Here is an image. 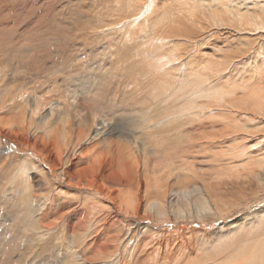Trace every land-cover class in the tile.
<instances>
[{"label": "rangeland", "instance_id": "374dc122", "mask_svg": "<svg viewBox=\"0 0 264 264\" xmlns=\"http://www.w3.org/2000/svg\"><path fill=\"white\" fill-rule=\"evenodd\" d=\"M228 1L190 2L197 9L196 17L190 18L179 10V0H0V264H62L72 236H80L90 228L91 217H86L84 208L88 196H96L107 207L118 208V193L108 192L121 188L132 193L137 191L139 182L144 186H139L143 209L138 216L124 212L118 215L116 211L115 221L119 219L121 223L110 231L117 234L130 223L149 227L155 233L152 237L162 240L168 254L181 261L178 264H210L212 260L203 261L200 256L216 246L217 237L230 233L234 228L229 227L233 225L236 229L243 222L249 226L257 221L264 208V183H244V178L252 170L264 171L262 111L243 104L247 99L235 90L233 99L200 101V105L206 106V113L190 116L191 120L186 119L182 127L159 124L165 112L180 106L176 100L171 105V98L185 89V84L198 79L194 75L198 68L203 70L209 65L226 71L220 80H211L206 86L217 87L225 82L227 87L236 81L244 82L264 97V71L260 68L264 32H240L239 26L230 23L217 27L208 17L223 10L221 2ZM235 2V7L243 12L261 11L264 5V0ZM205 5L214 7L207 13ZM165 18L169 19L167 26L161 27ZM170 30H174L173 34ZM170 36L177 44L173 50L182 49V61L165 73V69L157 71L153 67L152 51L159 37ZM169 49L165 47L159 53L166 55ZM249 55L257 59L255 68L247 62ZM162 60L167 61L163 57ZM260 95H255V99L262 98ZM36 100L40 103L38 115ZM93 116L100 121L101 134L75 151L69 144L75 138L71 136L77 135L74 130L80 123H93ZM67 121L72 123L71 127ZM92 132L96 135L94 129ZM62 133L67 134L69 146H64ZM106 141H111V151L117 156L120 144L126 159L130 142H145L149 158L145 168L142 155H138L139 167L127 174L129 166L121 169L120 156L115 155L113 170L129 186H117L106 177L112 173L103 169L96 185L103 187L104 194H99L97 186L89 189L79 185V179L84 172L87 180L91 179L94 159L88 160L85 155L99 142L97 150L103 155L107 152ZM58 148H63L64 153H58ZM68 158L73 161L71 164ZM155 162L158 166L170 164L166 174L173 171L186 176L179 180L171 178L168 190H187L196 206L200 193L193 189L199 186L216 198L217 211L186 221L177 220L173 214L168 221L147 218L150 215L144 211L145 185L154 177L166 176L154 169ZM172 162L177 163L171 165ZM22 167L31 170V190L24 196L22 186L12 181ZM67 168L70 172L66 179L61 171ZM128 178L130 181H126ZM103 179L106 186L101 183ZM46 196L48 201L49 196L51 201L56 199V203L45 213V225L59 221L60 212L72 214L71 209L65 211L66 206L74 205L77 212L42 241L32 217L38 214L37 204ZM79 212L86 216H79ZM146 242L135 258L125 259L124 264H153L150 257L158 242Z\"/></svg>", "mask_w": 264, "mask_h": 264}, {"label": "bare ground", "instance_id": "6f19581e", "mask_svg": "<svg viewBox=\"0 0 264 264\" xmlns=\"http://www.w3.org/2000/svg\"><path fill=\"white\" fill-rule=\"evenodd\" d=\"M183 1L184 0H179V10H182V13L189 14L190 18H195L196 17L195 13H197V9L194 8L190 2H196L197 0H185L184 3ZM235 1L236 0H229L228 2H225V3L221 2L222 3L221 6L224 9L218 10V12L215 14L208 15L209 19L212 20L213 24L217 27H220L223 25L226 26L227 23H230V24L239 26L240 32L245 30V31H250V33L258 32V31L260 33H263L264 32V5H262V8L260 9L261 11L250 10V12H248V10H246L245 12L247 13H245L242 11L241 8L235 7V3H236ZM196 6L198 8V5ZM205 6L206 7L204 8V10L207 13H209V11L214 7L213 5H208V6L205 5ZM255 6L256 8H259L258 4H256ZM142 14H139V16H142ZM168 21H169L168 18H165V20H162L164 25H162L161 27H166L167 25L165 24ZM134 22L136 21L134 20ZM128 26H131V25H128ZM169 29L170 27H168V30ZM173 32L174 30H170L169 33L173 34ZM171 37L172 36L168 37L169 39L167 37H164V38L159 37L156 41L154 49L152 48L153 49L152 58L155 60L154 62L152 60L153 62L152 65L154 68L157 69V71H160L161 69H165V73H168L171 67H173L174 65H178L182 61V57H180L182 49L177 48L176 51L173 50V46H176L177 44H175L174 41L170 39ZM168 46L170 47L168 54L163 55L161 52L159 53V51H161L163 48L168 47ZM162 57L164 58V60H167V61H163ZM248 58H251V59H248ZM246 59H248L247 62L250 63L255 68L256 63H257L256 57L249 55ZM260 62H261L260 68L262 71H264V58L263 57H261ZM228 63L231 64V62H228ZM221 66L224 67L222 64ZM229 67H232V66H229ZM225 71H226V68H221V70H218L214 67H211V65L204 67L203 70L198 68L197 71L194 72V75L198 79L193 80V82L192 81L189 82L187 86L185 84V89L179 91L178 94L174 95L171 98V105H174L175 102L177 101V103L180 106L177 107L176 109H170V107H168L170 111L165 112L159 124L163 125L164 123H168V124L173 123V124H177L176 128L182 127L183 124H186L185 123L186 119L191 120L190 116L194 117L198 113H200V116H201V114L206 113L205 112L206 106L200 105L199 103L200 101L207 100V101L216 102L218 100L221 101L226 98L228 99L230 97H232L233 99V95L237 93L235 90H238V92L239 91L242 92L244 94V98L247 99V100H243V104L252 105L254 108H257V111L259 112L262 111L264 113V97L263 95H260L259 92L257 93L256 89H254L255 87L251 88L250 86H247L246 83L244 84V82H242V84H239L238 81L234 82L232 85H229L227 87H225L226 85L225 82L220 83L217 87L214 85L206 86V83L211 80H215L216 78L220 80L222 77V73H224ZM187 87H192V88L188 89ZM255 95H260L262 96V98L255 99L254 97ZM36 101L37 102H35V107H36L35 109L37 110L36 115H38L40 103L38 100ZM92 118H93V123L89 125L86 123L79 122L80 123L79 127H77L76 130H74V132H76L77 135L75 136L74 134V136H71L75 138L71 140L69 144L74 147L75 151L76 149L79 150V148L82 149V145L85 141L88 142L89 140H92L93 142V139L98 137L101 134L100 133L101 129H99L101 125L100 121H98V118L96 116H93ZM143 123L146 124L149 122L143 121ZM67 125L71 127L72 123L68 122ZM93 129L96 135H93V132H92ZM179 129L181 130V128ZM80 130H84V131L81 132ZM182 132L180 131V134ZM109 134L110 133H108L106 137ZM55 135H58V134H55ZM66 135L67 134H63V137H62L63 140L66 142V144H64L65 147L69 146L67 142L68 136ZM86 135H87V138H86ZM51 139L52 138H50L49 140L51 141ZM57 142L58 141H56V143ZM110 142L111 141H106L105 149L107 152H104L103 155H102L103 152L97 150V148L99 149V145L101 144L100 142L97 145H94L96 147H94L92 152L89 151V154L87 153L88 155H85V157L88 158V160L94 159L93 166L91 165L92 166L91 170L93 171V173H91V179L87 180V177H88L86 175L87 172H84L85 175L82 174L83 177L79 179V185L81 184L86 185L87 187H89V189L95 188L97 186L96 182L98 180V177H100L101 179L103 176L102 173L104 169L105 170L104 172L112 173L111 175L106 176L107 179H109L111 182L121 187L129 186V185L125 186L124 183L120 181L121 179L117 177L118 176L117 172L113 170L115 168L117 159H115L116 154L114 155L111 151L112 144ZM133 145L134 147L132 149L128 148V146H133ZM128 146L126 147L128 149V152H127L128 159H126L125 154H124L126 152L122 151L121 145L119 144L118 146V152H117L118 156L117 155L116 156L118 158L120 156V159L122 161L123 166H121V169L124 166H129L130 168L127 167L128 169L125 171V173L128 174V173H131L130 171L134 167L137 166L138 168L139 167L138 163L140 161V160H137L138 155H142L143 165L146 168L147 163H148V158H149L148 157L149 154L147 150L148 145L145 142L144 144L140 142H130ZM67 148H68V151L71 150L69 149V147ZM62 150L63 148L61 149L58 148V153L60 152V154H63L64 151ZM152 151L154 152V150ZM70 152H72V150ZM130 152L131 154H129ZM187 152H188V149H187ZM74 153H73L74 155H77L76 152ZM81 153H79V155ZM171 158L174 159V156H172ZM68 159H69V164H71L73 161H71V158H68ZM176 163L177 162H172L171 165H176ZM155 164L156 165L154 166V169H160V174L161 173L166 174V171L170 170V167H169L170 164L168 165L165 163L164 165H162V163H160V166H158L157 162H155ZM29 172L27 169L22 167L18 175L12 180L15 182L17 186L19 187L22 186L23 196L30 189ZM69 172H68V168L62 169L61 171L62 177L68 178ZM251 172L252 173L250 174L245 173L247 175L244 178L245 179L244 183H247L248 181L251 182V180L257 181V183H264V171L252 170ZM122 174L124 175V173ZM173 177L179 180V179H183L186 176L181 173L174 174L173 171H171V173L169 172V174H166V176L163 178L154 177L153 179H151V181L150 180L149 182L146 181L147 184L145 185L146 187L144 189L145 190L144 196H146L147 199L144 201L146 202L145 203L146 207L144 211L148 215H150L147 218H150V219L153 218L154 220L156 219V220L168 221L170 219L171 214H173L177 220H181V219L185 220V219L193 218L195 216L200 218L202 215L208 214L209 211H212V212L217 211L218 203L216 202V198L215 199L212 198V196L206 193L207 191L206 192L203 191V189L199 186L193 189L194 191H196L197 189L198 192L200 193V199H199L200 201L199 200L196 201L197 202L196 206H193L191 199H189L190 193L187 190L185 189L168 190L167 182ZM127 180H129V178L126 179V181ZM65 183L61 182V185L64 186L66 185ZM101 183L103 186L106 184L104 179L102 180ZM12 184L15 185L14 183ZM231 184L232 182H230L228 185H231ZM140 185H142L141 182H139V186ZM139 186H138L137 191H132V193L124 191V189H121L120 187H119L120 190H116V191L114 190L115 192H112V193L111 191L109 192L107 191L108 195H111V194L114 195L118 193V197H117L119 198V201L117 202L118 208H115L112 206L107 207L105 206V204L102 203L103 201L101 202V200H98V198H95L96 196L93 198L91 196H88L89 199L87 198L88 200H85V205H84V208L87 210L88 215L86 216L84 215V213H81V212H79L78 214L81 217L83 216H86L87 218L91 217L89 218L90 228L88 229L87 227L86 229H88V231L87 232L85 231L82 235L80 234V236H77V234L76 236H72L73 240L70 242L71 246L68 245L67 250L65 252V257L62 259V264H124L125 259L135 258V254L137 251H139L140 246H143V247L146 246L147 244L146 241H148V239H150L151 241L158 242L154 244L155 249L153 248L154 249V255L152 253L153 257L152 256L150 257L151 260H153V264H178V261L181 262L180 260H176L170 254H168L167 249L166 250L164 249L167 247L163 245L162 240L157 241L158 238L155 239L154 237H152V235L154 236L155 233L149 227H141L140 225H134L130 223V224H127L125 228L120 227L121 229L120 231H118L117 234H113L114 231H110L111 228L116 229V227L121 223L118 218H117L118 221L117 222L115 221L116 217H114L113 215L116 213V211L118 215H120L122 212L126 213V215L127 213L129 214L132 213L133 215H137L140 212V210L143 209L142 208L143 207L142 197H140V187H142L143 185L140 187ZM101 188L103 187L97 186L98 193L104 194ZM89 189H87V191ZM155 193L157 194L156 198L153 197V194ZM215 196L217 195L215 194ZM90 198H92L91 201H90ZM170 198H174V201H169ZM55 200L51 201L50 196H49V201H48V196H46L45 198L43 197L41 200L42 201L41 204H37L38 206L36 205L37 207H39V209L37 210L38 214L35 215L34 217L33 215L35 214L36 211L33 212L34 214L31 212L32 213L31 215L33 216L32 217L33 226L35 230L38 232V234H40L42 241L46 239L47 235L50 232L57 231L61 225L65 224L64 222H66L74 212H77V211H74L75 210L73 208L74 205L70 208L66 206L65 211H67V209H71L70 212H72V214H70L69 212H60L58 214L60 216L59 221L56 220L54 224L45 225V213L49 211V208H51L50 205H53L54 203H56L54 202ZM220 203H222V205L224 204V206H228V207L230 206L229 204H226L224 202H220ZM194 207H196L195 208L196 212L193 211ZM250 224L251 225L254 224V226L250 228ZM250 224L249 226H246V223L243 222L239 224V227L237 226L238 228L236 229H235V225L229 227V228H234V230L229 231L230 233H228L227 235L222 234L221 237H217V242L219 244L215 242L216 246L214 245L215 247L213 249H210V248L206 249V252L200 256L201 259L203 257V261L204 259L212 260L210 264H264V208L258 214L257 221L256 222L253 221ZM224 227H227V225H225ZM221 230H223V228H221ZM239 242L242 245L238 244ZM74 245L75 247H72ZM95 248H97L96 251H95ZM89 252L92 253V256L96 255L97 257L93 258ZM221 256L223 257L221 258ZM218 258H221V259H218ZM192 264H198V263H192Z\"/></svg>", "mask_w": 264, "mask_h": 264}]
</instances>
